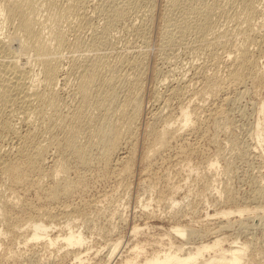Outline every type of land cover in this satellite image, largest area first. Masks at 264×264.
Here are the masks:
<instances>
[{"label": "rangeland", "instance_id": "obj_1", "mask_svg": "<svg viewBox=\"0 0 264 264\" xmlns=\"http://www.w3.org/2000/svg\"><path fill=\"white\" fill-rule=\"evenodd\" d=\"M60 1H61V6H62L63 0H59V2ZM118 1H120V0H118ZM131 1L129 3H133V7H132V4H129V3L125 4L126 9L124 12H126L125 13L126 17H123L125 20L122 18L119 20L117 19L113 22L112 25H110L108 23H110V18H111V15H110L111 12L110 11L114 7H113V5L107 4L106 2L103 5V0H94V1L90 0L89 5L87 7V10H88L87 16L90 19H88L87 16H86V18L83 17V19H87V20H84L85 22L83 21V23H82V20H77L78 22H76V20L74 18L72 19L73 21H71V22H73V24L72 23L71 24L73 26L75 24L79 23V21H80L79 24L75 25V27H78L79 25L81 26V27H78V29L75 27L73 28V26H71V28H72L71 29L69 26L71 24H69L68 22H66L67 24H65V22H64V24H65L64 28L67 29L66 26H68V29L66 30V33H67V31H68V33L66 35H67V40H69L68 42L70 43V46H67L63 50L64 55L62 54V58H64V59H62L63 60L62 61L63 62L62 63V70H61L62 74L60 73V75L62 77L60 76L61 81L59 82L60 84L58 83L59 84L58 89L61 88L59 91V94L60 95L62 94L63 98H62V96H60V98H62L64 100V102L61 101L60 107L64 108V106L66 105L67 107L70 106V108H69L70 110H73L74 108H76L74 106H76L75 104H77V103H73V102L77 101L78 98L75 96H72V95H74V91L72 92L71 90H74L75 85L77 84L75 81L77 79V75L75 76L76 73L72 72L73 71L72 68L70 69V67H72V66H70V65H72L71 59L73 58V56H75V55L78 56L79 53H81V54L83 53V51H81V50L83 48H85V45H87L88 42L91 41V39L93 40L92 36L95 32L101 33V36L103 37L101 40L106 39L105 40L106 44L103 43L104 41L102 42L103 43L102 46H104L103 47L104 50L103 49L100 50L101 48H98L99 50H97L96 53L101 54L105 51V53H108L110 55V57H112V58H114L115 56H119L118 58H120V55H121L120 53H123V55L127 54L126 56L124 55L125 58L122 59V61H124V60H126V61L125 62L119 61L117 64H119L121 66H118V68H116L117 67V65H116V67H115L116 69L114 71L112 69V66L115 65V63L112 64L113 61H111V59L108 57V62L110 61L109 63H111V65L108 64L107 66H105L103 68L104 71L102 70L103 75H105L106 77L107 76L110 77L109 75H112V73L116 74L117 71H118L117 74H119L120 76L124 75L123 73H126L127 70L129 72L130 71L129 66H132L131 64H129V59H131V60L134 59L135 54L137 55L141 52V51L139 52L141 47H144L143 49H146L148 51L146 53L147 59H145V64L147 65V66L145 65V69H146L145 72L146 73L144 72L145 80L143 78V80L145 82V83L143 82V85H145V86H142V91L141 90L139 91V93L141 95L140 100L144 99L142 101V104H141L142 108L140 111V114H142V115L139 114L140 116H139V119L137 120V123H136V125H139V127L136 126L138 129L136 128V134H135V140H138V139H140V140L135 141V146L138 149L135 147L137 150H136L134 156H136V157H133L132 161H131V162H133L134 165L132 163H130V164H132L131 165L132 167H130L132 170H130L129 172L125 171L124 174L125 175L127 174L126 176L121 172L122 168L124 170V167L122 164L126 165V161L128 160L126 158L127 157L126 150H129V146L126 143L125 144L123 143L121 145L122 148L120 147L116 151V153H112L113 159L111 156V161L113 164L110 162L107 166L104 165V163L100 160L98 161V163H96V161H97V159H96L95 161L93 160L95 164H92L93 162H91L88 166H82L81 167V164H79L77 161H75V158L68 156L70 163H68L69 161L67 159V164H69L68 165L69 168H72V166L74 168V169L72 168L71 170L69 168L67 169L68 174L70 173L69 174L70 176L68 178H70V179L73 178L71 182L74 181L75 185L77 182V185H76V187L73 186L75 188L71 187V189H74V190L70 189V192L68 191V194H67V192H66V194L62 193L63 196L61 195L59 198H57L58 200H56V199H55L56 201L53 200L54 202H56V203H54L52 200H50L48 198V196L46 194V189L49 188L48 186H50V183L52 184V182H56V180L61 178V176L64 173L59 174L63 170H60V172H58V174L56 173L57 172L56 170H58V168H59V163H57V162L61 163L63 159L61 158V156H62V155H60L61 153H59L60 150L57 149L56 147L54 150V148H53L54 146H50L51 148L47 149L48 150L47 154H46L47 158H45L44 163L42 162L43 160L41 161L43 164L40 162L42 164V166H40V167H41V169H43L42 170L43 173L41 172V174H42L41 177H40V175H37V173L34 172L38 177L36 175H34V173H33L31 175L33 176L34 180H32V178L30 177L31 175H30L29 177L31 178V180L29 178V180L27 179L21 185H19V184L17 186L15 185L17 190H18L17 187L21 186V187H19L18 191L15 190V192H12L15 189L13 186L14 189L13 190L11 189L12 191L9 192L10 188L8 187V184H7L8 180L5 179V182H6L5 183L3 181L4 177L0 174V177H1L0 183H2V185H0V190H1V188H3L2 190L5 192L4 196L6 195V192L8 191L7 195L5 197H8V195H9V197H12L11 194H13V196H14V193H15V196H17L16 192H19V195H18L19 197L18 196L17 197L14 196V198L12 197L13 200L16 198L15 199L16 201L15 200L14 201H15V203L18 202V203H16L17 206H16V204L15 205L13 204L14 206L13 205L7 206V210L9 208V210L12 211L11 215L14 212V217H16L15 215H18L17 217H20L24 213L26 214V212L30 211V210H28L30 208V206H31V208L32 207L35 208V206H36L35 204H38V207H41L43 205L42 207H47L50 209L52 208L53 210L52 209L51 210L54 212H56L55 208L57 209L58 212L65 211L68 208V210L70 211V213L72 215L71 216L68 213L69 217H70L69 221L72 222L71 226H73L74 229L82 230L83 233L85 234V236L87 237L86 244L81 246V250H83V252H85L84 254L82 253V255L84 256L83 261L81 262L82 264H99L100 261H102V260L105 261V259H107V257H108L109 249L112 247V243H114V241L116 242L117 239H122L123 244H122V248L120 246V253L116 257V260H114V263L116 261L115 264H125L126 256H128L130 258L135 257L136 253H134L135 250L133 247L135 246V243H137V242L140 244V247H138V249H137L139 252V255H140L139 257L142 258L143 260H145L146 258L151 257V255L153 254V252L155 250L163 249L164 247L169 246L170 241H172L173 244L176 246L180 245L181 243L184 242L185 247H192V246H196L198 243H200L204 239L205 240H207L209 238L211 239L213 236L216 235V233L221 234L222 236H227V240L223 243L224 247H230V246L236 247V246H241V244L246 245V247H245L246 253H245V256L243 259L244 264H264V79L262 80L263 82L258 81L260 83L259 84L258 82L253 81V79L248 78V80L247 79L245 80L246 82L244 81V83H242L241 85H239L237 87L234 86V87L228 88L227 86L223 85V86H221V88H219V90L218 89L217 90H211L212 92L209 89H206L204 94L206 93V95H208V96H204V94L203 95L198 94V92H197L198 88L200 89L202 87V84L206 80V76H204V75H209L210 72H212L214 69L217 71V69H219V68L220 69L218 71H220V72H218V73L223 74L225 72L224 70H226V68H224V66H225L224 63L220 62L222 64L221 65L216 60H214V59L212 60V58H216L218 56V54H220L218 57H222V55H224L226 52L224 51L225 49L221 45H218V44H215V46H211V47H206V48L203 47L205 51L203 50V48H202L203 51L201 50V48H199V50L197 49V51H195L196 50L195 48L198 47L197 43H198V45H200V41H199L198 37H196L197 34L195 32L185 31L184 33H181V34L171 32V30H172V28H174L175 24H173V26H172V24L170 23V20H172V18L174 16H177L181 13V12H179V10L181 8H182L181 11L183 12V10H184L183 8H185L184 6H186L190 0H182L183 3L182 2L181 3L183 5H181V3H180L179 6H176V8L175 7L169 8L171 5L170 6L168 5V3H167L168 0H151V1H153L152 4L154 3L153 15L142 14L145 11L144 9L147 8V5H148L147 0H139L138 4H137V1H135V0H131ZM185 1H187L188 3L186 2V4H185ZM210 1L211 2L212 1L220 2L219 0H217V1L205 0L206 3L210 2ZM262 1L261 0L259 1L260 2L259 7L261 8L260 9L261 10V16H264L263 15L264 14V0H262ZM126 2H127V0H125V3ZM109 5H110V7H109ZM95 6H97V8ZM106 7L109 8L110 10L106 9ZM177 7H180V9ZM100 8H102L103 10ZM171 10H172V12H171ZM175 10H177V11H175ZM89 11H91V12H89ZM99 11H101V13ZM174 12H177V14ZM108 13H110V14H108ZM106 16L109 20L106 18ZM109 16H110V18H109ZM145 16H146V18L143 19L142 17H145ZM138 17H140V18H138ZM151 17H152V20L154 22L150 20V24H149V22L148 21L146 22V20L151 18ZM104 18H106L108 22ZM215 18H217V20H215L216 23L220 22V23H217V25L219 24L220 26H222V28L220 27L222 30L226 29L227 27L230 28L232 26V21L230 22V20L226 19V17L223 15H220V16L218 15ZM88 20H91V21H88ZM81 23L84 25V27L81 25ZM144 23L146 26H143ZM85 24H87V25H85ZM219 25H218V29H219ZM79 28H81V29H79ZM148 28H150V30ZM3 29L5 32L6 30L9 29V27H4ZM146 31L148 33H145ZM75 33H76V36L78 38L75 36ZM83 33H85V34H83ZM91 33H93V34H91ZM103 35H105V37ZM238 37H240V36H238ZM144 38H146V39H144ZM71 39H72V42H71ZM240 39H241V37L238 38V40L236 37L235 41L237 40L236 42L239 43V42H241ZM75 40H78V43L74 45L73 42ZM144 40H146V41H144ZM196 41H197L196 45L193 44ZM160 42L163 44H161ZM117 46H118V48H117ZM217 46H219V47H217ZM114 47H115V49H114ZM217 48H218V50H217ZM212 49H213V51L215 50L214 52L217 53V54H215L214 52H212V55L214 54L215 57L210 55ZM208 50L210 51V53H208L209 52ZM111 51H112V53H114L115 56L113 54H110ZM116 51L119 52V53H117L118 55H116V53H115ZM201 52L203 53V55L201 54ZM204 53L206 54V56ZM130 54H132V55H130ZM123 55H121V56H123ZM127 56H129V59ZM132 56H133V58H131ZM25 57H27L28 59ZM186 58H187V60H186ZM30 59H31V56L29 58L28 56L23 55L22 59H21L22 66L24 65V67H27L28 64L33 65V62H32V60L30 61ZM205 59H206V61H205ZM192 60H193V62H192ZM259 60H260L259 61V67L264 70V58L262 57ZM212 62H214V63H212ZM122 63H124V64H122ZM125 63L126 64L128 63L127 66ZM216 64L220 65V66H218L219 68H216L217 67ZM30 65H28V66H30ZM64 65L67 67H65ZM195 65H196V67H195ZM206 65H207V67H206ZM108 66L111 70L107 69ZM154 66H155V68H153ZM166 66L168 69H166ZM158 67H160V68H158ZM121 68L123 70L122 72H121ZM35 69H38V66ZM125 69H127V70H125ZM196 69H197V71H195ZM156 70H158L162 75L168 74L170 77L167 80L170 79V82L166 83V82H168L167 80L164 82L165 84H162L163 82H161V83L158 82L156 80V78H157L156 75H158V72ZM189 70H190V72H189ZM193 71L195 74L193 73ZM105 72L106 73L108 72L109 75H107L108 73L106 74ZM72 73L74 74V76ZM160 73H159V75H161ZM173 76L174 77L176 76V77L174 78ZM64 77H66V78H64ZM171 77L174 79H172ZM183 77L185 79H183ZM129 78H130V76H128V79ZM67 79H69V81ZM121 79H122V81H120L119 84L122 86H120L118 84L115 87L116 92L118 89L119 95L121 96L120 98H122V96L125 94V91L127 92V90H128L127 87H129V86H127V83L129 81L127 83H125L128 79H126L125 76H124V79L122 77H121ZM125 79H126V81H125ZM73 81H75V83ZM121 82L123 84H121ZM66 83H68V84H66ZM60 85H62V86H60ZM72 85L74 87H72ZM198 85L199 86L201 85V86L199 87ZM175 86L176 87L183 86V88L180 90L182 94L180 93V91H179V93H177V95L175 94V92H173L174 91L173 87H175ZM222 87H224V88H222ZM239 87L244 88V89H240ZM65 88H66V90H65ZM170 89L173 91H171ZM191 89H192V91H190ZM144 90H145V93H144ZM207 90H208V92H207ZM226 90H228V92ZM69 91H71L70 92L71 95H70ZM209 91L212 94L209 93ZM141 92H143V93H141ZM186 92H188V93H186ZM195 93L197 96L195 95ZM214 93H216V95ZM158 94L160 95L161 98L159 97ZM201 95H202V97L204 96V99L206 97L207 100L206 99L204 100L205 103L203 102V98H201ZM228 95L230 98L232 97L233 99L231 98L230 101L225 99V98H228ZM151 96H153V97H151ZM178 96H180V97H178ZM187 96H189V97H187ZM198 96H200V97H198ZM238 96H239V99H238ZM141 97H143V98L141 99ZM156 98H158V99L156 100ZM159 98L161 101V102L159 101L160 103L158 102ZM167 99L169 100L168 102H167ZM201 99H202V101H201ZM154 102H157V103H154ZM162 102H164L163 106H165L164 107L165 109L163 108L162 110H160L159 107H160V104L162 105ZM187 102L189 103V105L184 104ZM194 103L195 104L199 103V104L195 105ZM153 104H154V106H153ZM165 104H167V107ZM178 104L181 106H179ZM193 104H194V107L192 106ZM203 104H204V106H203ZM71 106H73V107H71ZM168 106L169 107L171 106V107L169 108ZM195 106L196 107L198 106L199 108L198 107L196 108ZM67 107H65L64 109L61 108V112L64 114L69 112L70 110ZM182 107L184 109H186V107L187 108L190 107L189 110H192V108H194V109L196 108L195 109V116H194V119H195L194 122H196L194 124L196 127L194 126V124L192 122L193 125L192 124H191V126L188 125L191 128H189L188 126H186V129H185V127L182 128L183 130L182 129L180 130L179 137L176 135L175 137L172 138V140L170 138V142H169L170 144H171V141H174V142H172L171 145L168 143L165 147H163L164 149L161 148L159 150V152L157 150L156 153L155 152H153L154 154L151 153V155L148 156L149 158L148 157L145 158L144 152H146V149H147L146 143L149 142L148 140H150V138L152 136V134H151L152 132H148V129H149V131L150 130L152 131L153 127L160 126L158 128H161V124H162L161 120H163V118L161 117L163 115L162 112L166 113V114L164 113L165 115H163V116H167V114H169V115L175 114V116L176 115L179 116L181 111H182ZM158 108H159V110H158ZM222 108H223V111L221 110ZM65 109H66V111H65ZM67 109L69 111H67ZM151 109H152V111H151ZM194 109H193V112H194ZM198 109H201V110H198ZM154 111H156L157 113H159V111H160V113L162 115L160 114V116H159V114L156 113L158 116L154 117V115H155ZM204 111H205V113H203ZM196 112L199 113V115H196ZM151 113H152V116H151ZM196 116H198V117H196ZM158 118H159V120H160V118H162L160 120V122H159ZM197 118L199 119V121H197L198 120ZM202 118H204V119L202 120ZM213 118H214V120H213ZM150 120H152L151 122L156 123V124H158L156 122L158 120L160 125L158 124L155 126V124L151 123ZM138 121L140 123H138ZM142 121H144V122H142ZM145 122L146 123L149 122V124L151 123V126H153V127L148 125V123L146 124ZM142 126H145V131H144V127H142ZM174 126H177V124ZM193 126L195 127V129L193 128ZM139 129H142V130H139ZM187 129H188V131H187ZM137 130H139L140 132ZM46 132L47 131L42 130V133H41L42 141L46 142V143L43 142L44 145L45 144L48 145L49 134ZM195 132H196V134H194ZM42 134L43 135L45 134V135L43 136ZM147 134H149V135L151 134L150 136L148 135L149 139L146 136ZM44 137L46 138V141L43 139ZM142 137L147 138L146 140L144 138L145 143L143 142ZM174 138H176V139H174ZM185 138H187V139H185ZM192 139H193V142H192ZM187 140H189V141H187ZM141 143H143V144H141ZM6 144H8V143H6ZM144 144L146 145V147H144L145 146ZM125 145H126V148H125ZM187 145H189V146H187ZM141 147L143 148V151H142ZM169 148H171V149H169ZM51 149L54 151V153L50 152ZM57 150H58L59 154L55 155L57 153V152L55 153V151H57ZM140 150L142 151V153ZM157 152H158V154H157ZM182 152H184V153H182ZM49 154L53 155L54 157L56 156L55 160H56L57 166L54 163V161H55L54 157L52 156L53 157V161H52V157ZM152 155H155V156H153L154 158L151 157ZM142 156H144V157H142ZM58 157H60L62 160H60ZM70 157H71V159H70ZM121 157H123V158H121ZM144 158H145V160L147 158L150 160V161H147L148 159L146 160L148 165H146V163H145L146 161H144ZM58 159H59V161H58ZM116 159H118V162L116 161ZM125 159H126V161H125ZM133 160H135V161L140 160L141 162L138 161V162L134 163L135 161H133ZM50 161H52L54 163V165L56 166L57 169L55 168L53 163H51ZM119 161H121L120 162L121 164H119ZM73 162L75 163V165ZM100 162H102V163L100 164ZM148 162L149 163L152 162V163L149 164ZM45 163H47V164H45ZM99 164L101 166H99ZM77 166H78V168H77ZM103 166H105V168ZM110 166H111V168H110ZM87 167H89V170L87 169ZM113 167H115V168H113ZM51 168H53V170H55L56 172L55 171L53 172ZM79 169H81L82 172H80L81 170H79ZM105 169L107 170V173L103 172V171H106ZM110 169H112V170L114 169V170L112 171ZM119 169H121V170H119ZM69 170H70V172H69ZM76 171H77V173H76ZM84 171H85V173H84ZM141 171H143V172H141ZM44 173H46V174L49 173L50 175L49 174L44 175ZM54 173H56V174H54ZM116 173L118 175H121L122 179L120 178V176L118 177V175H116ZM68 174H64V177H66ZM77 174H80V175L82 174L84 179H83V177L81 178L82 175L77 176ZM112 174H114V175H112ZM56 175H57V178L54 177ZM58 175H59V177H58ZM73 176L76 178H74ZM46 177H49V178H46ZM79 177H80V179H79ZM40 178H41V181H40ZM42 178H45L46 180L44 179V181H43ZM51 179H53V180H51ZM147 179H149L150 181H148ZM37 180H39V183L45 182V184L42 183V184H40L41 185L40 186L39 183H37L38 182ZM28 181L30 182L31 185L33 183L34 184L37 183L35 185L36 187L34 186V184L32 185L33 187L31 185H29ZM151 182H153V184L155 183L154 184L155 187L151 186V184H152ZM74 183H72V185H74ZM172 183L176 188H179V189H175L172 186ZM3 184H5V185L7 184L5 187L7 189L4 188L5 185H3ZM46 184L48 186H46ZM25 185L28 187V189ZM37 185L39 186L38 188H37ZM44 186H46V187H44ZM177 186H179V187H177ZM42 187H44V188H42ZM152 187H153V189H151ZM171 187H173L175 190H172L173 188L171 189ZM221 187H222V189H220ZM22 188H24V189H22ZM41 188H42V190H41ZM21 189H22V191H20ZM37 189H39L40 191ZM217 189L219 190V193H218ZM25 190L28 193H26ZM170 190H172V191H170ZM224 190H226V191L224 192ZM173 191L177 192L176 193L177 195H175V193ZM170 192L174 193L173 195L176 197L177 203H174L170 200V198L172 197L171 196L172 193L170 194ZM214 193H216V194H214ZM223 193H226V194L224 195ZM37 194H39L40 196ZM42 194H44V195H42ZM45 195L47 196V199L44 198ZM226 195H227V197H226ZM228 195H231V196L236 195L235 197L237 199L235 198L236 200L234 199V200L230 201L228 199ZM17 198L22 199L21 200V203L23 201L22 205L21 204L18 205L20 200H18ZM60 198H62V199L60 200ZM221 200H222V202H221ZM31 201L34 203V205ZM47 201H50V202H47ZM49 203H52V204L54 203L53 205L55 207L54 206L51 207L52 204H49ZM66 203H68L70 206L67 205ZM23 204H25V206H27V205L28 206L30 205V206L25 207ZM56 204H58V205H56ZM247 204L250 205L251 207H256V205H258V207H256L255 210L254 209H251L250 211L245 210V211H243L244 214H242V215H239L238 212L232 213L230 217H231V221H233L234 224L231 223L232 225L231 224L227 225L226 226L227 228L225 226L222 227V225H223V222H221L222 215L220 214V216H219V214L216 215V213L214 215V211L218 212L224 208L230 209L231 207L234 208V206H236V205L243 206V205H247ZM47 205H49V206H47ZM21 206H23V208L24 207L25 208L23 209ZM63 206H65L66 208ZM171 206L172 207L175 206V207L172 208ZM21 208H22V210H21ZM13 209H14V211H13ZM25 210H27V211L25 212ZM58 212H56V213H58ZM9 213H10V211H9ZM0 215H1L0 228L2 230L4 229L3 230L4 232L1 233L2 235H0V237H2V238H0V241H1L0 242L1 243V245H0V264H34V263L35 264H81L75 258L74 254L66 253L67 248L68 249H69V247H70V249L74 248L72 246H65L64 245L63 247H61V245H59V244H52L50 246H46L44 244V242L42 243L43 240H40V241L31 240V241H29L28 244H25L23 239H22L23 237H21L22 235H21L20 231L23 232L27 225L25 224L26 226L25 225L19 226V227L17 226V227H15V230L11 229V228H7L8 229L7 230L6 229L7 224L6 225L4 224V223H6V222H4L5 219H2V214H0ZM58 216H59L60 221L58 222V225H56L53 228V232L56 234L59 233V229H60V233H63V232L68 230V227H67V219L68 218L65 219V218H62L61 215H58ZM209 216H210V218H209ZM216 216H219V218L218 217L216 218ZM246 216H247V218H246ZM251 216H253V217H251ZM60 217H61L62 221H61ZM238 217H239V219H238ZM248 218H250V219H248ZM63 219H65V220L63 221ZM242 219H244V221H247L248 224H247V222H245L243 224V226L241 225L242 224L241 222H240V224H238L239 220L242 221ZM223 220H224V223H226L225 217H222V221ZM142 221H143V223H142ZM180 222L182 224H187L189 226V228L192 227V230H194V233L192 235H189L186 237V236H182L181 234L173 231V225L175 226L176 224H178ZM219 223H221V224H219ZM137 224L139 225L138 228H140V229L138 232L134 233V231L132 229ZM220 226L222 227V229ZM245 226H247V227H245ZM21 228H24V229H21ZM9 229H11V231ZM18 229L20 231H18V233H17ZM215 229H216V233L214 231ZM8 231H9V233H8ZM15 231H16V233H15ZM217 231H219L221 233H219ZM19 232H20V234H19ZM210 232L213 234H211ZM18 235H19V238H18ZM161 238L162 239L164 238L163 241ZM237 239H239V240H237ZM235 240L238 241L237 244H233V242ZM126 241L127 242L129 241V242L127 243ZM196 242H198V243H196ZM32 244H34V245H32ZM9 249H11L13 252ZM86 249H87V251H86ZM7 250H9L8 256L5 255L7 253ZM10 252H12L13 254L10 255ZM15 252L16 253L20 252L19 254L21 257L18 254L15 256V254H16ZM209 254L214 255V251H211V253H207L206 256L209 257ZM5 256H7V257H5ZM9 256H12L13 258L9 257ZM76 261H78V262H76ZM186 264H196V263L195 262H188Z\"/></svg>", "mask_w": 264, "mask_h": 264}, {"label": "bare ground", "instance_id": "obj_2", "mask_svg": "<svg viewBox=\"0 0 264 264\" xmlns=\"http://www.w3.org/2000/svg\"><path fill=\"white\" fill-rule=\"evenodd\" d=\"M130 1L131 0H127V2L125 3V0H120V1H118V0H103V5L106 2L107 4L113 5V7H114L113 8L111 6L113 8L110 11L111 14L108 13L111 15V18L109 16L110 23H108V24L112 25L115 20H117V19L119 20L121 18L124 19L123 17H126L125 16L126 12H124L126 9L125 4L129 3ZM135 1H137V4L139 3L138 2L139 0H135ZM215 1H217V0H215ZM219 1L220 2H218V1L217 2H214V1L211 2L210 1L208 3H206L205 0H190L189 3L187 1H185V4H186V2L188 4L186 6H184L185 8H183L184 9L183 12L181 11L182 8L180 9V7H177L180 9L179 12H181V13L179 15H177L178 17L174 16L172 18V20H170V23L172 24V26H173V24H175V26H174V28H172L171 32L181 34V33H184L185 31H193L197 34V36L196 35L195 36L198 37V39L200 41V45H198L197 41L195 43H193L195 45L197 43V46H198L197 48H195L196 49L195 51H197V49L199 50V48H201V50H202L203 47L206 48V47L215 46V44L221 45L225 49V50L224 49L223 50L226 53L224 54L222 52L224 54V55H222V57H218L220 55V54H218V56L216 55L218 58L217 57L212 58V60L214 59L218 63H220V62L224 63L225 66L224 65L223 66H224V68H226V70H224L225 72L223 74L218 73V72H220V71H218L220 69L218 66H220V65L216 64L217 65L216 68H219V69H217V71L214 69L212 72H210L209 75H204V76H206V80L202 84V87L200 89L198 88V91H197L198 94H202V95L204 94L206 89H209L210 91L211 90H217V89L219 90V88H221V86H223V85L227 86L228 88H231L234 86L237 87V86L241 85L242 83H244V81L246 79L248 80V78H251V79H253V81H256V82H258V81L260 82L264 79V70L259 67V61H260L259 59L262 57L264 58V16H261V10H260L261 8L259 7L260 6L259 5L260 0H219ZM89 2H90V0H63V4L61 6V1L59 2V0H0V174L4 177L3 178L4 182H5V179L8 180L7 184H8V187L10 188L9 192L12 191L14 188L15 189L12 192H15V190H17L15 185L16 186L18 184L21 185L27 179L29 180L30 177L32 178V180H34L33 176L31 175L34 172L37 173V175H40V177H41V175H42L41 172L43 173V171H42L43 169H41L40 166H42L45 158H47L46 157L47 156L46 154L48 151L47 149L51 148L50 146H54L53 147L54 150H55V147L57 149H59L60 150L59 153H61L60 155H62L61 158L63 160L60 157H58L60 160H62V162L61 163L57 162V163H59V168H58V170H56L57 172L55 170H53L54 167L51 168L52 171L53 172L55 171L57 174H58V172H60V170H63L64 172L61 171V173H59V174H62V173L68 174V171H67V169L69 168V166H68L69 164H67L68 156L75 158V161H77L79 164H81V167L82 166H88L91 162H93L92 164H95L94 161L96 159H97L96 163H98V161L100 160L104 163V165L107 166L110 162L112 163V161H111L112 153H116V151L121 147V145L123 143L128 144L129 150L125 149L126 153H127V157L126 156L125 157L128 160L126 161V159H125L126 165L122 164L124 167V170L122 168L121 172L124 174L125 171L129 172L130 170H132L130 167H132L131 165L133 164V162H131V161H132L133 157H136L134 155H135L136 150L138 149L135 146V141L140 140V139L135 140L136 128L139 127V125H136V123H137V120L139 119V116L142 115V114H140V111L142 108L141 107L142 101L144 100V99L140 100L141 95L139 93L140 90L142 91V86H145V85H143V82L145 80L144 72L146 70L145 69V65H146L145 59H147L146 53L148 51L146 49H143L144 47H141V49L139 50V52L140 51L141 52L139 54H137V55L135 54L134 59H132V60L129 59V56L132 54L127 56L129 59V64L132 65V66H129V69H130L129 72L127 69H125L127 71H126V73H123L124 75L121 74L122 76L117 74L118 71L116 72V74L112 73V75H109L108 72H107L108 74L105 72L107 75L110 76V77H108V76L106 77L105 75H103L102 70L108 64L111 65V63H109L110 61L108 62V57L111 59V61H113L112 64L115 63V65L112 66V69L114 71L116 68H118V66H121V65L117 64L119 61H121V62L126 61V60L122 61V59H124L127 54L126 55L124 54L125 55L124 56L123 53H120L124 57L120 55V58H118L119 56H115L114 53H112V51L115 49V47L110 53V54H113L115 56V57L113 56L114 58L110 57V55L108 53H105V51L101 54L96 53V51L99 50L98 48H101L100 50L103 49L104 46H102V45H103V43L106 44V42H105L106 39L101 40L103 38L101 36V33H96V32L94 34L91 33L94 36V37L92 36L93 40L90 38L91 41L88 42V44L86 43L87 45H85V48H83L81 50V51H83V53L82 54L79 53L78 56L75 55L71 59L72 65H70V66H72V67H70V69L72 68V70H73L72 72L76 73L75 76L77 75V79L76 80L74 79L77 84L75 85L74 90H71L72 92L74 91V95H72V96H75L78 98V100H77L78 102L77 101L73 102V103H77V104H75L76 106L73 105L76 108H74L73 110H70L69 109L70 106L67 107L65 105L64 108L67 107L70 111L67 109V111H69V112H67L65 114L61 112L62 107H60V103H61V101L64 102V100L62 99L63 98L62 94L61 95L59 94V91L61 88L58 89L59 88L58 86L60 84L59 82L61 81L60 80L61 79L60 73L62 74V72H61L62 63H63L62 59H64V58H62V54H63V50L67 46H70V43L68 42L69 40H67V35H66L68 33V31L66 33L68 26H66L67 29H65L64 25L67 24L66 22H68L69 24H71V23L73 24V22H71V21H73L72 20L73 18L76 20V22H78L77 20H82V23L84 20H87V19H83V17L86 18V16H87V13H88L87 7L89 5ZM152 2L153 1H151V0H147V3H148L147 8L144 9L145 11L142 14L153 15L154 3L152 4ZM181 2H182V0H168L167 3L169 6L171 5L169 8H173V7L176 8V6H179V4ZM182 3H181V5H183ZM129 4H132V7H133V3H129ZM110 5H109V7H110ZM95 7L97 8V6H95ZM100 9H102V8H100ZM106 9L110 10L107 7H106ZM175 11H177V10H175ZM89 12H91V11H89ZM99 12L101 13V11H99ZM171 12H172V10H171ZM174 13L177 14V12H174ZM218 15L219 16L223 15L226 17V19H229L230 22L232 21V26L230 28L227 27L226 29L222 30L221 29L222 26H220L218 24L219 29H220L219 30L217 23H220V22L216 23V21H215V20H217V18H215V17ZM87 18H88V16H87ZM106 18H107V16H106ZM106 18H104V19H106ZM138 18H140V17H138ZM142 18L145 19L146 16L142 17ZM88 19H90V18H88ZM107 19H106V21H107ZM150 20L153 21L152 17L147 19L146 22L148 21L150 24ZM88 21H91V20H88ZM64 22H65V24H64ZM79 23H80V21H79ZM79 23H77V24H79ZM82 23H81V25L84 27V25ZM145 23L143 26H146ZM72 24L69 25L70 28H71V26H73ZM77 24H75V25H77ZM87 24H85V25H87ZM75 25L73 26V28L75 27ZM4 27H9V29L5 31L6 33L4 32V29H3ZM78 27H81V26L79 25ZM78 27H75V28L78 29ZM150 28H148V29L150 30ZM79 29H81V28H79ZM145 33H148V32L146 31ZM83 34H85V33H83ZM75 36H76V33H75ZM103 36L105 37V35H103ZM238 36L241 37V39H240L241 42H239V43L236 42L238 40V38H240ZM236 37H237V40L235 41ZM144 39H146V38H144ZM144 41H146V40H144ZM71 42H72V39H71ZM73 43H74V45L77 44L78 40H75ZM161 44H163V43H161ZM217 47H219V46H217ZM117 48H118V46H117ZM203 50H204V48H203ZM217 50H218V48H217ZM214 51L212 49L211 53H210V51L208 53H210L211 56L215 57L214 54L212 55V52H214ZM115 53H116V55H118L117 53H119V52L116 51ZM214 53L217 54L216 52H214ZM201 54L203 55L202 52H201ZM23 55L28 56L29 58L31 56L30 61L32 60L33 65L28 64L30 66H28V65H27V67H24V65L22 66L21 59H22ZM205 56H206V54H205ZM25 58H27V57H25ZM131 58H133V56ZM186 60H187V58H186ZM205 61H206V59H205ZM192 62H193V60H192ZM214 62H212V63H214ZM122 64H124V63H122ZM127 64H126V66H127ZM116 65H117V67H116ZM37 66H38V69H35ZM65 67H67V66H65ZM195 67H196V65H195ZM206 67H207V65H206ZM153 68H155V66ZM158 68H160V67H158ZM107 69H110L109 66ZM166 69H168L167 66H166ZM197 69L195 71H197ZM122 71L123 70L121 68V72ZM156 71L158 72V75H156L157 76L156 80L160 83L163 82L162 84H165L164 82L170 76L168 74L162 75L158 70H156ZM189 72H190V70H189ZM159 73L161 75H159ZM193 73H194V71H193ZM73 76H74V74H73ZM124 76L126 79H128V76H130V78L127 81L125 79V81H126L125 83H127L129 81L127 83V86H129V87H127L128 88L127 92L125 91V94L124 95L122 94L123 96H122V98H120L121 96L119 95L118 89L116 92L115 87H116V85L119 84L120 81H122L121 77L124 79ZM64 78H66V77H64ZM143 78H144V80H143ZM174 78H172V79H174ZM183 79H185V78L183 77ZM67 80L69 81V79H67ZM75 81H73V82L75 83ZM167 81L168 82H166V83H169L170 79ZM68 83H66V84H68ZM121 84H123V83L121 82ZM73 85H72V87H74ZM60 86H62V85H60ZM120 86H122V85H120ZM182 88H183V86H181V87L175 86V87H173L174 91L171 89L170 90L175 92V94L177 95V93H179V91ZM222 88H224V87H222ZM240 89H244V88H240ZM65 90H66V88H65ZM71 91H69V93ZM190 91H192V89ZM210 91H209V93L212 92V91L211 92ZM226 91L228 92V90H226ZM207 92H208V90H207ZM141 93H143V92H141ZM144 93H145V90H144ZM180 93H181V91H180ZM186 93H188V92H186ZM196 93H195V95H196ZM214 94L216 95V93H214ZM70 95H71V93H70ZM202 95H201V98H203V102H204V100L206 99V97L204 99V96H208V95H206V93L204 94L203 97H202ZM60 96H62V98H60ZM151 97H153V96H151ZM159 97H160V95H159ZM178 97H180V96H178ZM187 97H189V96H187ZM198 97H200V96H198ZM142 98L143 97H141V99ZM160 98H159L158 102L160 101ZM231 98L228 95V98H225V99L230 101ZM157 99L158 98H156V100ZM238 99H239V96H238ZM168 101L169 100L167 99V102ZM201 101H202V99H201ZM154 103H157V102H154ZM163 103L164 102H162V105L160 104V107H159L160 110H162L165 107V106H163ZM184 104L189 105L188 102L184 103ZM194 104L192 105L193 107H194ZM197 104H199V103H197ZM197 104H195V105H197ZM165 105L167 107V104H165ZM73 106H71V107H73ZM153 106H154V104H153ZM179 106H181V105H179ZM203 106H204V104H203ZM64 108H62V109H64ZM159 108H158V110H159ZM189 109H190V107L189 108L186 107V109H184L182 107V111H181L179 116H177V115L175 116V114H173V115L167 114V116H163L166 114L165 112H164L165 113L164 114L161 111L163 114L162 115L160 113V111H159V113H157L156 112L157 110L155 109L156 110V111H154L155 115L153 114L154 117L158 116L157 114H159V116L161 114L162 115L161 117L163 118V120H161L162 118H160V120L162 121L161 128H158L160 126H158V127L151 126V123H153V122H151L152 120H150V122H151L150 124H149V122H147L148 125L153 127V129H152V131L151 130L149 131V129H148V132H152L151 133L152 136H151L150 140H148L149 142L146 141L147 142L146 143L147 149L145 148L146 152H144L145 158L148 157L149 155H151V153L154 154L153 152L156 153L157 150L159 152V150L161 148L164 149L163 147H165L170 142V138L172 140V138L175 137L176 135L179 137V133H180V130L182 128L185 127V129H186V126H188V125L191 126L192 122H193V124L196 123V122H194V120H195L194 119L195 109L194 108H192V110H189ZM193 109H194V112H193ZM198 110H201V109H198ZM221 110L223 111V108ZM65 111H66V109H65ZM151 111H152V109H151ZM203 113H205V111ZM196 115H199V113L196 112ZM151 116H152V113H151ZM196 117H198V116H196ZM203 119L204 118H202V120ZM158 120H159V118H158ZM158 120L156 122L159 124L160 120H159V122H158ZM213 120H214V118H213ZM139 121H138V123H140ZM197 121H199V119ZM142 122H144V121H142ZM153 124H155V126L158 125L156 123H153ZM176 124H177V126H174ZM190 126H188V127L191 128ZM194 126H195V124H194ZM194 126H193V128L195 129L196 126L195 127ZM142 127H144V131H145V126H142ZM42 130L47 131L46 133L49 134V136L47 135L48 136V145L43 144L44 141H42V138H41L42 137L41 136ZM139 130H142V129H139ZM139 130H137V131H139ZM187 131H188V129H187ZM194 134H196V132ZM148 135L149 134L146 135L147 138L150 136V135L149 136ZM45 137L43 139L46 141L47 137L46 138ZM144 138H143V142L147 139V138H145V140H144ZM176 138H174V139H176ZM185 139H187V138H185ZM187 141H189V140H187ZM172 142H174V141H171V144H172ZM192 142H193V139H192ZM6 143H8V144H6ZM44 143H46V142H44ZM141 144H143V143H141ZM187 146H189V145H187ZM144 147H146V145ZM125 148H126V145H125ZM52 149L50 152L54 153V151ZM169 149H171V148H169ZM142 151H143V148H142ZM142 151H141V153H142ZM158 152H157V154H158ZM55 153H56L55 155L59 154L58 150L55 151ZM182 153H184V152H182ZM50 156L52 157L53 155H50ZM153 156H155V155H152L151 157H153ZM53 157H52V161H53ZM55 157H54V160L56 159ZM71 157H70V159H71ZM142 157H144V156H142ZM121 158H123V157H121ZM145 158H144V161H146L149 157L146 160H145ZM59 159H58V161H59ZM112 159H113V156H112ZM135 160H133V161H135ZM52 161H50V162L53 163ZM68 161H69L68 163H70L69 159H68ZM116 161L118 162V159H116ZM121 161H119V164H121L120 163ZM138 161H140V160H138ZM138 161H135L134 163H136ZM147 161H150V160L148 159ZM147 161L145 162L146 165H148ZM102 162H100V164ZM54 163L57 166L56 160L54 161ZM54 163H53V165H54ZM130 163H132V164H130ZM151 163H149V164H151ZM45 164H47V163H45ZM100 164H99V166H101ZM74 165H75V163H74ZM56 166H55V168H56ZM103 167L105 168V166H103ZM72 168H73V166H72ZM72 168H69V169L71 170ZM77 168H78V166H77ZM110 168H111V166H110ZM113 168H115V167H113ZM87 169L89 170V167H87ZM70 170H69V172H70ZM79 170H81V169H79ZM110 170H112V169H110ZM119 170H121V169H119ZM80 172H82V170ZM103 172L107 173V170L103 171ZM141 172H143V171H141ZM35 173H34V175H36ZM56 173H54V174H56ZM76 173H77V171H76ZM84 173H85V171H84ZM48 174L44 173V175H48ZM64 174L62 175L63 177L60 175L61 178H59L58 180L55 179L56 182H52V184L50 183V186H48L46 184V186L49 187L46 189V194H47L48 198L52 201L55 199L58 200L57 198H59L62 195V193L66 194V192H67V194H68V191L70 192L71 187H73V186L76 187V185H77V182H76L77 180L75 181L76 182V185H75L74 181L71 182L73 178L72 177H71L72 179L68 178L70 176L69 175L70 173L66 177H64ZM114 174H112V175H114ZM78 175H80V174H77V176ZM116 175H118V174L116 173ZM119 176L122 179L121 175H118V177ZM54 177L57 178V175ZM58 177H59V175H58ZM82 177H83V175L81 176V178ZM31 178H30V180H31ZM46 178H49V177H46ZM74 178H76V177H74ZM42 179L44 181L45 178H42ZM53 179H51V180H53ZM79 179H80V177H79ZM83 179H84V177H83ZM147 180L150 181L149 179H147ZM37 181H38L37 183H39V180H37ZM40 181H41V178H40ZM42 183L45 184V182H41V183H39V185ZM72 183H74V185H72ZM151 183L153 184V182H151ZM36 184H34V186ZM152 184H151V186L155 187L154 186L155 183L153 185ZM0 185H2V183H0ZM3 185H5V184H3ZM6 185L4 186V188L6 187ZM29 185H31L30 182H29ZM13 186H14V188H13ZM46 186H44V187H46ZM172 186L175 189H179V188H176L173 185V183H172ZM19 187H21V186H19ZM19 187H17L18 190H19ZM38 187L39 186L37 185V188ZM44 187H42V188H44ZM75 187H73V188H75ZM153 187L151 189H153ZM173 187H171V189ZM177 187H179V186H177ZM42 188H41V190H42ZM174 188L172 190H175ZM2 189L3 188H1V190H0V214H2V219H5L4 222H6V223H4V222L3 223L5 225L7 224L6 229L11 228V229L15 230V227L24 226L26 224L27 226L25 225L26 226L25 229L21 228V229H24L23 232L19 230L20 228L17 230V233H18V231L21 232V235H22L21 237H23L22 239H23L25 244H28L29 241H31V240H36V241L37 240L38 241L43 240L42 243L44 242V244L46 246H50L52 244H59V245H61V247H63L64 245L65 246H72L74 248H72V249H70V247H69V249L67 248L66 253L74 254L75 258L80 263L83 261L84 256L82 255V253L84 254L85 252H83V250H81V246L86 244L87 237L85 236V234L83 233L82 230L74 229L73 226H71L72 222L69 221L70 220L69 214L71 215V213L68 210V208L66 209L67 211L66 210L60 211L58 209L60 212H58L57 209L55 208L56 212H58V213H56V212L52 211L53 210L52 208H51L52 209L51 210L50 208L42 207L43 205L41 207H38V204H35L36 205L35 208L34 207L31 208V206L29 205L30 208L28 210H30V211L26 212L27 210H25L26 214L24 213L20 217H17L18 215H15L16 217H14V212H13V214H12L13 216H12L11 215L12 211L9 210V208H8V210L10 211V213H9V211L7 210V206H10L13 204L15 205L16 203H18V202L15 203L16 198L14 199L15 201L13 200L15 193H14V196H13V194H11L13 198L9 197V195H8V197H5L7 195L8 191L6 192V195L4 196L5 192ZM5 189H7V188H5ZM22 189H24V188H22ZM22 189L20 191H22ZM27 189H28V187H27ZM220 189H222V187ZM37 190H39V189H37ZM71 190H74V189H71ZM172 190H170V191H172ZM226 190H224V192ZM173 192L175 193V195H177L176 194L177 192H175V191H173ZM16 193L18 196L19 192H16ZM26 193H28V192L26 191ZM171 193L172 192H170V194ZM174 193L171 194V196L173 198L171 197L172 199L170 198V200L174 203H177L176 197L173 195ZM218 193H219V190H218ZM214 194H216V193H214ZM223 194L225 195L226 193H223ZM37 195H39V194H37ZM42 195H44V194H42ZM17 196H15V197H17ZM47 196L45 195L44 198L47 199ZM235 196L236 195H233V196L228 195V199L230 201H232L236 198ZM226 197H227V195H226ZM17 199L20 200L18 205H20V204L22 205V203H23V201L21 203L22 199H19V198H17ZM61 199L62 198H60V200ZM47 202H50V201H47ZM221 202H222V200H221ZM54 203H56V202H54ZM49 204H52V203H49ZM53 204L51 205V207L54 206ZM66 204L69 205L68 203H66ZM23 205L25 206V204H23ZM33 205H34V203H33ZM56 205H58V204H56ZM16 206H17V204H16ZM27 206H25V207H27ZM47 206H49V205H47ZM21 207L23 208V206H21ZM63 207H65V206H63ZM173 207H175V206H173ZM256 207H258V205H256ZM256 207H251L248 204L243 205V206L236 205V206H234V208L233 207H231L230 209L224 208L220 211L217 210L218 212L214 211V215L216 213V215L219 214V216H220V214H221L222 217H225L226 223H224V220L222 221V217H221V222H223L222 227L223 226L226 227L227 225H230L231 223H233V221H231V217H230L232 213L238 212L239 215H242V214H244L243 211H245V210L250 211L251 209L255 210ZM22 208H21V210H22ZM13 211H14V209H13ZM58 215H61L62 218H65V219L68 218L67 219L68 230L63 232V233H60V229H59V233L56 234L53 232V228L56 225H58V222L60 221ZM219 216H216V218L217 217L219 218ZM251 217H253V216H251ZM0 218H1V215H0ZM209 218H210V216H209ZM246 218H247V216H246ZM60 219H61V217H60ZM65 219H63V221ZM238 219H239V217H238ZM248 219H250V218H248ZM61 221H62V219H61ZM240 222L242 223L241 225L243 226V224L247 221H244V219H242V221L239 220L238 224H240ZM142 223H143V221H142ZM219 224H221V223H219ZM247 224H248V222H247ZM138 226L139 225L137 224L133 227L132 230L134 231V233L139 231L140 228H138ZM222 227H221V229H222ZM245 227H247V226H245ZM11 229H9V230L11 231ZM3 230L0 228V235H2L1 233L4 232ZM173 231L181 234L182 236H186V237L189 235H192L194 233V230H192V227L189 228V226L187 224H182L181 222L176 224L175 226L173 225ZM214 231L216 233V229ZM20 232H19V234H20ZM217 232H219V231H217ZM8 233H9V231H8ZM15 233H16V231H15ZM219 233H221V232H219ZM211 234H213V233H211ZM0 238H2V237H0ZM18 238H19V235H18ZM163 239H162V241H163ZM226 240H227V236H222L221 234L216 233V235L213 236L211 239L210 238L207 240L204 239L200 243L196 242L198 244L196 246H192V247H185L184 242L181 243L180 245L176 246L173 244L172 241H170L169 246H166L163 249L155 250L153 252V254L151 255V257L146 258L145 260H143L142 258L139 257L140 255H139V252L137 249H138V247H140V244L137 242V243H135V246L133 247L135 250L134 253H136L135 257L130 258V257L126 256L125 264H186L188 262H195L196 264H244L243 259H244L245 253H246L245 252L246 245L241 244V246H236V247H234V246L224 247L223 243ZM237 240H239V239H237ZM237 240H235L233 242V244H237V242H238ZM122 244H123L122 239H117L116 242L114 241V243H112V247L111 248L109 247L110 249L108 252L107 259H105V261H103V260L100 261L99 264H115L116 261L114 263V260H116V257L120 253V246L122 248ZM0 245H1V243H0ZM32 245H34V244H32ZM87 249H86V251H87ZM9 250H11V249H9ZM9 250H7V253L5 252L6 253L5 255L8 256ZM211 251H214V255L209 254V257H207L206 256L207 253H211ZM12 252H10V255L13 254ZM19 253L20 252L16 253L15 256L17 254L20 256ZM7 256H5V257H7ZM9 257H12V256H9ZM78 261H76V262H78Z\"/></svg>", "mask_w": 264, "mask_h": 264}]
</instances>
